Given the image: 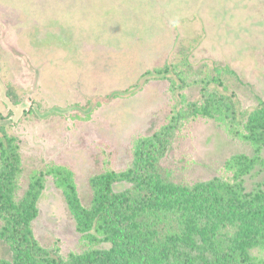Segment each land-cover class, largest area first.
<instances>
[{"label":"rangeland","instance_id":"obj_1","mask_svg":"<svg viewBox=\"0 0 264 264\" xmlns=\"http://www.w3.org/2000/svg\"><path fill=\"white\" fill-rule=\"evenodd\" d=\"M215 78L243 122L264 101V0H0V137L20 154L16 199L40 171L65 168L88 209L93 178L130 168L137 141L201 105ZM235 128L189 115L170 130L164 173L188 185L229 176L226 160L249 152ZM38 206L42 246L88 249L51 176ZM11 258L0 237V264Z\"/></svg>","mask_w":264,"mask_h":264},{"label":"trees","instance_id":"obj_2","mask_svg":"<svg viewBox=\"0 0 264 264\" xmlns=\"http://www.w3.org/2000/svg\"><path fill=\"white\" fill-rule=\"evenodd\" d=\"M169 69L166 66L164 72ZM216 81L205 82L203 103L188 105V115L178 112L168 131L137 141L130 168L94 177L88 209L81 205L72 173L65 168L40 171L23 197L16 199L21 158L14 138L4 131L0 237L12 258L2 264H264V101L243 122L236 118L234 94L210 87ZM189 115L228 120L241 128L234 132L249 152L226 160L229 176L188 185L174 180L172 172L164 173L170 130ZM48 176L63 192L85 245H90L80 254L63 257L34 236L33 223L40 214L38 202ZM120 183L128 187L116 191Z\"/></svg>","mask_w":264,"mask_h":264},{"label":"water","instance_id":"obj_3","mask_svg":"<svg viewBox=\"0 0 264 264\" xmlns=\"http://www.w3.org/2000/svg\"><path fill=\"white\" fill-rule=\"evenodd\" d=\"M132 92H133V90H132V91H130V93H132ZM130 93H129V94H130Z\"/></svg>","mask_w":264,"mask_h":264}]
</instances>
